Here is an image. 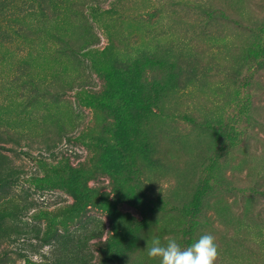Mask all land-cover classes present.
<instances>
[{"label":"rangeland","instance_id":"rangeland-1","mask_svg":"<svg viewBox=\"0 0 264 264\" xmlns=\"http://www.w3.org/2000/svg\"><path fill=\"white\" fill-rule=\"evenodd\" d=\"M0 16V264H159L152 237L203 234L264 264V0Z\"/></svg>","mask_w":264,"mask_h":264},{"label":"clouds","instance_id":"clouds-1","mask_svg":"<svg viewBox=\"0 0 264 264\" xmlns=\"http://www.w3.org/2000/svg\"><path fill=\"white\" fill-rule=\"evenodd\" d=\"M149 258L159 260V264H216L219 256L214 235L203 234L188 246H182L176 239L162 241L152 237L145 248Z\"/></svg>","mask_w":264,"mask_h":264},{"label":"trees","instance_id":"trees-1","mask_svg":"<svg viewBox=\"0 0 264 264\" xmlns=\"http://www.w3.org/2000/svg\"><path fill=\"white\" fill-rule=\"evenodd\" d=\"M29 0H0V12L4 14L13 13L19 9H25L28 6ZM2 20L0 16V33L2 32Z\"/></svg>","mask_w":264,"mask_h":264}]
</instances>
